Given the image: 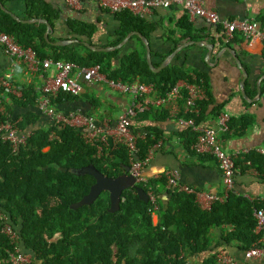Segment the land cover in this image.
Here are the masks:
<instances>
[{
    "label": "trees",
    "instance_id": "obj_1",
    "mask_svg": "<svg viewBox=\"0 0 264 264\" xmlns=\"http://www.w3.org/2000/svg\"><path fill=\"white\" fill-rule=\"evenodd\" d=\"M12 1L21 4L23 9L8 6ZM0 5L24 19L42 18L52 29L59 17V12L42 0H0ZM1 6L0 30L14 35L22 45L32 47L42 61L72 62L81 68L100 64L108 78L151 84L160 97L180 79L199 83L203 78L200 74L193 78L184 64L168 65L154 73L139 36L132 37L135 48L124 55L121 50L95 51L85 43L94 45L95 26L74 19L66 21L70 30L67 37L78 39L79 44L55 46L45 38V24L19 22ZM113 14L119 27L114 38L104 46H118L133 32L148 37L152 27L146 21L127 10ZM187 17L185 14L180 20L182 38L197 39L192 36ZM62 39L58 33L50 35L51 43ZM162 62L154 63V67ZM22 93V98H14L13 103L25 109L35 106L38 94L35 84H24ZM67 100H76V97L61 93L53 104L59 106ZM197 105L199 123L209 103L203 101ZM7 109L12 113L11 106ZM21 114L16 117L18 126L33 131L26 145L17 152L12 151L11 143L0 140V212L8 216L9 223L18 231L23 250L33 253L34 264H185L196 257L200 260L196 264H216L212 251L217 247L235 246L245 251L262 238V233L254 232L257 223L254 211L264 209V201L249 199L235 190L224 203L216 202L208 211L200 207L194 195L167 190L172 194L170 205L165 208L159 199V210L154 213L151 203L142 201L132 189L123 192L121 207L116 213L109 210L111 199L107 190L92 204L73 210L71 206L89 193L96 180L90 174L78 176L71 170L92 164L104 175L115 178L129 167L128 149L121 144L107 145L98 153L100 142H88L82 130L65 123L41 127L35 112L28 110ZM141 114H138L140 119ZM3 119L0 115V121ZM233 126L231 119L230 128ZM132 129L135 131L133 125ZM52 133L56 137L50 140ZM152 137L139 141L138 159L146 157L160 136ZM247 162L264 175L263 156L254 151L238 155L234 159L237 171L246 168ZM158 182L162 184L164 179ZM149 185L158 196L160 190L157 191L156 183L150 181ZM139 186L148 191L143 184ZM155 215L159 218L157 224L153 222ZM214 229L220 231V241L214 239ZM9 247L7 238L0 233V264H8Z\"/></svg>",
    "mask_w": 264,
    "mask_h": 264
},
{
    "label": "crops",
    "instance_id": "obj_2",
    "mask_svg": "<svg viewBox=\"0 0 264 264\" xmlns=\"http://www.w3.org/2000/svg\"><path fill=\"white\" fill-rule=\"evenodd\" d=\"M42 1L59 12L58 20L54 28H51L52 34L54 32L60 34L64 37L62 40H78L67 37L70 30L66 21L74 19L95 26L96 32L92 46H112L104 45L114 38L119 23L112 12L100 7L97 0L80 1V4L75 7H71L68 0ZM201 1L205 9L216 12L220 19L229 21L253 18L264 26V0ZM8 6L18 10L23 9V6L16 1L10 2ZM4 8L10 10L8 7ZM185 14L179 7L172 6L167 9H156L144 19L140 18L152 27L148 37L140 34L149 41L153 64L169 58V65L184 64L190 74H193V78L197 76L195 74L203 76L199 83H202L206 90V101L209 105L205 109L206 115L202 122H197L200 114L196 117V122L201 126H215L220 114L228 113L234 126L229 133L221 135V144L225 153L231 156L250 151L257 152L255 149L264 147V42L259 39H247L239 31L227 39L221 26H210L204 20L190 18L189 15L187 20L193 29L192 36L197 39L182 38L184 31L180 26V20ZM17 16L24 19L21 14ZM134 48L135 42L131 38L120 49L121 55ZM9 67L10 62L0 49V75L8 71ZM55 73V70H51L44 76H52ZM41 79L40 75L36 74L32 83L35 86L41 85ZM156 96L158 95L155 93L149 96L152 104L147 113L141 114L142 119L140 115L133 119V126L135 131L142 136L141 141L152 135V139L157 134L160 136L154 146L158 143L161 145L153 152L143 173L149 182H155L159 187L158 200H161L165 208L171 203L172 194L167 191L165 177V172L169 169H178L181 182L201 193L222 195L225 189L215 159L209 155L202 156L195 153L196 134L180 125L173 116V111L179 115L184 112L181 116L186 115L185 103L181 100H172L158 104L154 102ZM10 106L13 117L31 110L39 115L41 127H49L51 124V119L42 115L37 106L27 109L14 103ZM131 106V99L127 95L117 93L101 83H83L80 96L76 97V100H67L59 104L58 109L65 115L74 113L93 116L101 126L106 127L107 125L115 126L117 120ZM157 129L159 132L156 134ZM247 163H245L246 168L238 169L235 189L242 195L247 194L252 199L264 201V175ZM160 179H164V183L158 182ZM158 221L159 218L155 215L154 224ZM213 233L214 239L220 241V231L214 229ZM261 233L260 240L264 246V232ZM223 246L225 245L219 247ZM224 248L236 259L244 260L243 250L235 246ZM216 249L212 252L214 253ZM194 261L198 263L200 260L196 257Z\"/></svg>",
    "mask_w": 264,
    "mask_h": 264
},
{
    "label": "built area",
    "instance_id": "obj_3",
    "mask_svg": "<svg viewBox=\"0 0 264 264\" xmlns=\"http://www.w3.org/2000/svg\"><path fill=\"white\" fill-rule=\"evenodd\" d=\"M82 0H68L71 7L80 4ZM100 7L110 12L119 13L129 11L138 18L144 19L156 9H167L172 6L179 7L190 18L204 20L210 26H221L227 39L239 31L247 39H259L264 42V26L253 18H239L233 20L220 19L214 11L205 9L201 0H97ZM0 49L10 62L8 71L0 75V115L4 118L0 121V140L4 143L12 144V151L17 152L21 146L26 145L32 133V128L21 129L18 126V119L13 117L7 106L13 103L14 98H22L23 85L32 83L33 77L38 74L42 78L41 85H36L37 97L35 106L42 115L51 119L50 127L65 123L84 133L88 142H100L98 153L103 146L123 145L128 150L129 174L136 178L138 184H143L148 188L149 202L153 212L159 210L158 197L149 181L144 176V170L149 164L153 152L161 145L153 146L144 159H138V143L142 136L132 129L133 119L139 113L147 111L152 104L151 95L154 93L153 85L143 84L138 81L124 83L119 80L108 78L102 72L100 64L79 67L72 62L54 61L52 59L40 60L36 51L32 47L22 45L18 39L9 33L0 30ZM55 70L52 76H44L48 71ZM83 83L104 84L117 93L130 97L132 106L117 120L115 126H101L95 117L90 115L61 113L58 106L53 104L57 96L61 93L78 97L83 91ZM155 103L164 104L172 100H181L185 103V114L181 116L173 111V116L178 123L196 134L194 151L197 155L211 156L215 159L224 186V193L217 195L214 193L199 192L181 182V175L178 169H169L165 172L167 188L171 191H184L192 194L203 210H210L216 202L224 203L229 194L235 190L238 171L235 167L234 159L238 155H228L221 144V135L231 131V116L228 113L220 114L215 126H201L196 122V117L200 114L198 103L207 100V94L202 83H188L184 79L178 80L165 96H156ZM10 103V104H9ZM56 137L52 133L50 140ZM109 139H112V143ZM260 156L264 157V147L255 149ZM249 199V195L245 194ZM254 217L257 220L254 232H264V209H256ZM7 215L0 212V233L9 242V249L6 251L8 264H34L33 253L26 252L21 246V239ZM216 264H264V246L261 240L255 243L250 249L243 251L244 260L233 257L226 248L219 247L214 252ZM183 256L184 253H183ZM185 264H196L194 258H190Z\"/></svg>",
    "mask_w": 264,
    "mask_h": 264
},
{
    "label": "water",
    "instance_id": "obj_4",
    "mask_svg": "<svg viewBox=\"0 0 264 264\" xmlns=\"http://www.w3.org/2000/svg\"><path fill=\"white\" fill-rule=\"evenodd\" d=\"M85 1L86 0H82L81 2H85ZM1 8L4 12L9 13L17 21L26 22V23L41 22L42 24H45L46 25V31H47L45 38H46L47 42L50 44H53V45L59 46V47L79 44L78 40H62V41H58L55 43H51L50 42V35L52 34V31H51V26L48 24L47 21L39 19V18L38 19H35V18L20 19L17 15L12 13L7 8H4L3 6H1ZM135 35L140 36L143 39V41L146 45V48H147V61H148V64H149L151 70L154 73L163 70L165 67H167L169 65L170 59L167 58L161 63L160 66H158L156 68L154 67V64L152 61V50H151L149 41L146 39V37H143L140 33H137V32H133L130 35H128V37L118 46L94 47L88 42H85V43L91 49H93L95 51H111V50L116 51V50L122 49L126 45V43ZM237 60L240 61L239 58H237ZM109 140L112 143V139H109ZM124 170H125L124 174L117 176L115 178H111L109 176L104 175L97 168H95L92 164L83 166V168H80L78 170H71V172H75L76 175H78V176H83L84 174H90L91 176L95 177V180H96L95 183L91 186L89 193H87L80 202L72 205L71 208L73 210H77L78 208H80L82 206L92 204L97 199V197L101 194V192L104 190H107L110 193L111 206H110L109 210L111 213H116L120 210V207H121L120 205H121V201H122V194L126 190H130V189L135 190L142 201L149 202V197H148L146 191L142 187L138 186L136 178L129 174V167H126Z\"/></svg>",
    "mask_w": 264,
    "mask_h": 264
},
{
    "label": "clouds",
    "instance_id": "obj_5",
    "mask_svg": "<svg viewBox=\"0 0 264 264\" xmlns=\"http://www.w3.org/2000/svg\"><path fill=\"white\" fill-rule=\"evenodd\" d=\"M149 184H150V182H149ZM137 185L139 186V184L137 183ZM143 188V187H142ZM144 189V188H143ZM145 190V189H144ZM169 190V189H168ZM146 191V190H145ZM148 191H146V193H147ZM148 195V194H147ZM158 197V196H157ZM31 253V252H30Z\"/></svg>",
    "mask_w": 264,
    "mask_h": 264
}]
</instances>
